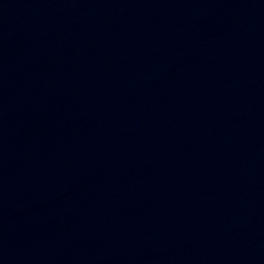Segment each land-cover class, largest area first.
I'll return each instance as SVG.
<instances>
[{
  "label": "water",
  "instance_id": "water-1",
  "mask_svg": "<svg viewBox=\"0 0 264 264\" xmlns=\"http://www.w3.org/2000/svg\"><path fill=\"white\" fill-rule=\"evenodd\" d=\"M0 264H264V0H0Z\"/></svg>",
  "mask_w": 264,
  "mask_h": 264
}]
</instances>
